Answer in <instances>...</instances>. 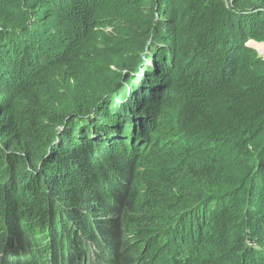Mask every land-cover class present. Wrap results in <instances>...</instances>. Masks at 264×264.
<instances>
[{
    "label": "trees",
    "instance_id": "1",
    "mask_svg": "<svg viewBox=\"0 0 264 264\" xmlns=\"http://www.w3.org/2000/svg\"><path fill=\"white\" fill-rule=\"evenodd\" d=\"M251 40L264 0H0V264H264Z\"/></svg>",
    "mask_w": 264,
    "mask_h": 264
},
{
    "label": "rangeland",
    "instance_id": "2",
    "mask_svg": "<svg viewBox=\"0 0 264 264\" xmlns=\"http://www.w3.org/2000/svg\"><path fill=\"white\" fill-rule=\"evenodd\" d=\"M248 45L252 47L253 49H255L257 54L264 59V41L251 40L248 42Z\"/></svg>",
    "mask_w": 264,
    "mask_h": 264
}]
</instances>
